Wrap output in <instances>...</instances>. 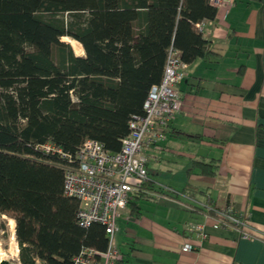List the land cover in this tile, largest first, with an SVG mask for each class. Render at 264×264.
<instances>
[{
	"label": "trees",
	"instance_id": "16d2710c",
	"mask_svg": "<svg viewBox=\"0 0 264 264\" xmlns=\"http://www.w3.org/2000/svg\"><path fill=\"white\" fill-rule=\"evenodd\" d=\"M217 11L208 0H0V240L2 216L11 218L20 264H71L80 246L106 242L99 223L76 224L62 170L34 145L73 152L92 138L117 151L161 79L167 48L185 64L212 54L194 24ZM194 166L209 176L217 167L213 159ZM216 209L224 211H207Z\"/></svg>",
	"mask_w": 264,
	"mask_h": 264
},
{
	"label": "crops",
	"instance_id": "0c3cea01",
	"mask_svg": "<svg viewBox=\"0 0 264 264\" xmlns=\"http://www.w3.org/2000/svg\"><path fill=\"white\" fill-rule=\"evenodd\" d=\"M201 33L212 54L186 64L179 110L142 150L146 195L133 194L116 219V264H264L262 239L213 227L207 211H231L264 235V0H234ZM210 159L215 174H200L195 161Z\"/></svg>",
	"mask_w": 264,
	"mask_h": 264
},
{
	"label": "built area",
	"instance_id": "2783aa9c",
	"mask_svg": "<svg viewBox=\"0 0 264 264\" xmlns=\"http://www.w3.org/2000/svg\"><path fill=\"white\" fill-rule=\"evenodd\" d=\"M233 2L208 0L210 6L223 14ZM203 22L194 24L200 32ZM185 67L178 51L169 46L161 79L149 87L142 112L130 115L127 134L121 138L117 151H107L101 142L92 138L84 139L73 152L64 151L48 141L34 145L35 149L54 157L52 163L62 170V193L75 199L78 204L76 224L85 228L91 223H99L104 229V249L80 246L71 257V264H114L118 260V251L113 242L116 219L131 196L144 191L142 183L147 180V173L142 150L162 138V130L179 110L181 102L175 85L184 78ZM157 193L154 191V194ZM214 212L217 216L213 227H236L243 237H257L264 241V235L250 228L240 217L217 209ZM194 228L199 231L200 238L205 236L201 225ZM180 250L189 251L191 246L183 244ZM1 260L7 264H19L18 244L13 234L10 235L6 254L0 256Z\"/></svg>",
	"mask_w": 264,
	"mask_h": 264
},
{
	"label": "rangeland",
	"instance_id": "374dc122",
	"mask_svg": "<svg viewBox=\"0 0 264 264\" xmlns=\"http://www.w3.org/2000/svg\"><path fill=\"white\" fill-rule=\"evenodd\" d=\"M63 41H66L67 43H69L67 39H64ZM71 48L73 49L74 54H76V55H83L82 48L81 49L80 48L75 49V48L72 47V45H71ZM2 218L6 220L5 217H2ZM8 220H10V219L8 218ZM8 220H6V224L5 225H6V227L9 228V230H11L10 227H9V224H8ZM6 232H7V230H6ZM7 237H8V235H7ZM7 237H6V240L5 241L0 240V256H4V254H6L7 240H8ZM11 250L12 249H9V251H11Z\"/></svg>",
	"mask_w": 264,
	"mask_h": 264
},
{
	"label": "bare ground",
	"instance_id": "6f19581e",
	"mask_svg": "<svg viewBox=\"0 0 264 264\" xmlns=\"http://www.w3.org/2000/svg\"><path fill=\"white\" fill-rule=\"evenodd\" d=\"M67 40L72 45L73 48H75V49L80 48L81 49V46L77 42H75L74 40H71V39H68V38H67ZM8 224H9V227H10V229L12 231L13 228H14L13 221L11 219L8 220Z\"/></svg>",
	"mask_w": 264,
	"mask_h": 264
},
{
	"label": "water",
	"instance_id": "95a60500",
	"mask_svg": "<svg viewBox=\"0 0 264 264\" xmlns=\"http://www.w3.org/2000/svg\"><path fill=\"white\" fill-rule=\"evenodd\" d=\"M0 264H7V262L5 260H1Z\"/></svg>",
	"mask_w": 264,
	"mask_h": 264
}]
</instances>
